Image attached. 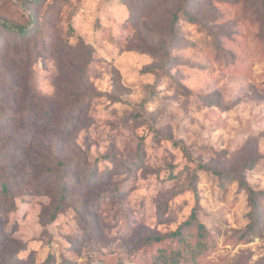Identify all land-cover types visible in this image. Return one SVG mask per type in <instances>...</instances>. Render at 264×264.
Segmentation results:
<instances>
[{
    "label": "rangeland",
    "instance_id": "rangeland-1",
    "mask_svg": "<svg viewBox=\"0 0 264 264\" xmlns=\"http://www.w3.org/2000/svg\"><path fill=\"white\" fill-rule=\"evenodd\" d=\"M248 188L264 0H0V264H264Z\"/></svg>",
    "mask_w": 264,
    "mask_h": 264
},
{
    "label": "trees",
    "instance_id": "trees-1",
    "mask_svg": "<svg viewBox=\"0 0 264 264\" xmlns=\"http://www.w3.org/2000/svg\"><path fill=\"white\" fill-rule=\"evenodd\" d=\"M4 26L7 27L9 30L19 34L22 39L25 38V36H27L28 32H29L28 28H26L25 26H22V25L5 23ZM74 110L75 109L73 108V111ZM4 187H6V184L4 185ZM248 190H249V193L251 195L252 202H253V212L251 213V217L253 219V218H255L254 213H255V210L257 209V206H258V204L256 203V196L258 194H264V191L257 193V191H255L252 188H248ZM196 221H197V216L195 213H192L190 215L189 219L185 220L182 224H180V226L176 230H174L168 234H157V233H155V234H151V235L147 236L143 246H149L152 243H160V242H163V241L170 239V238L182 243L185 241V236H184L185 227L192 225ZM250 226L253 227V224ZM198 231H199V234L203 235V225L201 223L198 224ZM173 251L176 252L175 259L169 258L167 261L173 263V261L176 260V264H178L180 262L182 251L179 248L175 249Z\"/></svg>",
    "mask_w": 264,
    "mask_h": 264
}]
</instances>
